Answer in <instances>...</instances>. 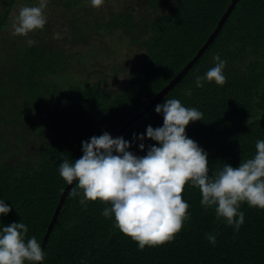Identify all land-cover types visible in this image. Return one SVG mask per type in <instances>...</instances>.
<instances>
[{"label":"trees","instance_id":"1","mask_svg":"<svg viewBox=\"0 0 264 264\" xmlns=\"http://www.w3.org/2000/svg\"><path fill=\"white\" fill-rule=\"evenodd\" d=\"M232 1L102 0L93 7L89 0H49L46 25L19 36L12 35L19 9L38 0H0V198L12 209L0 224L26 223V238L35 235L42 246L68 186L59 175L62 160L78 159L82 141L112 136L138 115L196 56ZM217 53L226 82L196 87ZM167 98L203 113L186 135L207 151L209 175L255 154L256 140L264 139V0L238 1L159 103ZM155 106L120 135L137 155L155 142L145 137L141 152L133 135L163 124ZM72 188L42 264H264V209L242 203L245 221L235 232L186 184L190 219L172 240L141 250L101 215L103 202L81 205ZM205 233L216 235L214 246Z\"/></svg>","mask_w":264,"mask_h":264},{"label":"clouds","instance_id":"2","mask_svg":"<svg viewBox=\"0 0 264 264\" xmlns=\"http://www.w3.org/2000/svg\"><path fill=\"white\" fill-rule=\"evenodd\" d=\"M49 0L19 9L12 24V35L27 36L47 23L44 10ZM93 7L102 0H89ZM27 44L35 43L28 39ZM214 66L195 77L194 84L205 82L223 85L226 82V61L219 53L213 56ZM163 117L162 126H147L146 133L133 135L138 147L145 152V137L155 143L144 155L131 151L123 136L113 137L107 131L82 141L78 159H63L60 177L75 186L71 195L81 205L88 201L105 204L101 215L114 219V227L137 242L138 248L157 246L174 238L184 222L190 219L189 203L182 196L185 185L198 188L200 204L214 209L217 220L231 226L235 232L245 221L242 203L264 209V139L255 142V154L241 159L238 166H222L209 175L208 153L186 135L190 122L202 121L203 113L195 107L184 106L179 99L167 98L155 106ZM11 206L0 198V215H7ZM28 225L22 221L0 224V264H36L46 252L35 235L26 238ZM213 246L216 235L205 233Z\"/></svg>","mask_w":264,"mask_h":264},{"label":"water","instance_id":"3","mask_svg":"<svg viewBox=\"0 0 264 264\" xmlns=\"http://www.w3.org/2000/svg\"><path fill=\"white\" fill-rule=\"evenodd\" d=\"M239 0H233L231 5L228 7L225 15L222 17V19L220 20V22L218 23V26L216 27L215 31L211 34V36L208 38V40L206 41V43L201 47V49L199 50V52L196 54V56L186 65V67H184V69H182L180 71V73L170 82V84L168 86H166L165 88H163L159 94L154 97L151 102L138 114L136 115L134 118L130 119L124 126H122L120 129H118L117 132H115L112 136L113 137H117L120 136L122 133H124L130 126H132L140 117H142L144 114H146L150 109H152L156 104H158L170 91H172L177 84H179V82L182 80V78L189 72V70L197 63V61L203 56V54L206 52V50L211 46V44L213 43L214 39L216 38V36L218 35V33L220 32V30L222 29V27L224 26V24L226 23L227 19L230 17L231 13L233 12L234 8L236 7L237 3ZM75 181L73 182L72 185H68L64 191V193L62 194L61 198H60V202L57 206V209L54 213V216L52 218V221L50 223L49 229L46 233V236L44 238V241L42 243V250H45L46 247V243L47 240L49 238V235L53 229L54 224L56 223L58 216L62 210V207L65 203V200L72 188V186L74 185ZM38 264H42L41 262H38Z\"/></svg>","mask_w":264,"mask_h":264},{"label":"rangeland","instance_id":"4","mask_svg":"<svg viewBox=\"0 0 264 264\" xmlns=\"http://www.w3.org/2000/svg\"><path fill=\"white\" fill-rule=\"evenodd\" d=\"M104 63H102V65H103Z\"/></svg>","mask_w":264,"mask_h":264}]
</instances>
